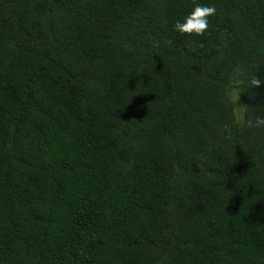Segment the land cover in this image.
I'll return each mask as SVG.
<instances>
[{
  "label": "trees",
  "instance_id": "trees-1",
  "mask_svg": "<svg viewBox=\"0 0 264 264\" xmlns=\"http://www.w3.org/2000/svg\"><path fill=\"white\" fill-rule=\"evenodd\" d=\"M251 73L264 0H0V264H264Z\"/></svg>",
  "mask_w": 264,
  "mask_h": 264
},
{
  "label": "clouds",
  "instance_id": "clouds-1",
  "mask_svg": "<svg viewBox=\"0 0 264 264\" xmlns=\"http://www.w3.org/2000/svg\"><path fill=\"white\" fill-rule=\"evenodd\" d=\"M217 9L213 5L200 4L194 5L192 11L182 19H177L173 24V31L180 35L204 36L210 27L209 18L214 16ZM249 88L258 87L264 83V79L256 73L247 75ZM248 126L255 129H264V115H257L255 119L248 121Z\"/></svg>",
  "mask_w": 264,
  "mask_h": 264
},
{
  "label": "rangeland",
  "instance_id": "rangeland-1",
  "mask_svg": "<svg viewBox=\"0 0 264 264\" xmlns=\"http://www.w3.org/2000/svg\"><path fill=\"white\" fill-rule=\"evenodd\" d=\"M232 98L237 104V113H238L239 116H241L242 115V111H243V104L240 101V98H239V95H238V87L233 91Z\"/></svg>",
  "mask_w": 264,
  "mask_h": 264
}]
</instances>
